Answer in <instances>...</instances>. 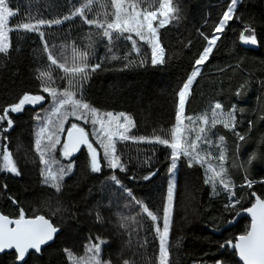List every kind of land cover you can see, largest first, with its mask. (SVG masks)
<instances>
[{
    "label": "trees",
    "instance_id": "16d2710c",
    "mask_svg": "<svg viewBox=\"0 0 264 264\" xmlns=\"http://www.w3.org/2000/svg\"><path fill=\"white\" fill-rule=\"evenodd\" d=\"M137 2L138 10L147 7L151 11L159 0ZM84 3L86 0H8L9 6L18 11L10 19V25L35 24L40 19L63 22L42 26L43 40L35 32L9 33L12 47L7 55L0 54V115L26 93L44 95L43 109L51 101L42 91V82L47 80V86L61 92L65 89L76 92L77 99L82 92L83 100L99 112H123L130 116L135 127L129 136L169 138L175 125L178 90L206 46L204 36L212 35L230 0H173V6L179 9V20L159 30L165 63L156 66L151 64L150 47L134 34L139 54L131 41L115 39V34L109 46L98 34L101 30L85 25L80 16L63 19ZM113 11L111 0H93L91 11L85 9V15L106 23L111 22ZM246 29H254L257 50L241 46V34H252ZM220 36L211 58L191 86L186 105V115L194 119L208 115L209 125L204 127L213 146L200 145L198 151L205 156L203 166L193 163L189 167L183 156L178 161L168 242L169 264H241L225 246L229 240L235 243L245 234L251 222L243 218L236 226L225 228L255 203L251 193L264 199V0H240L234 19ZM74 48L77 56L88 51L89 65L100 64L94 72L88 70L82 88H78L75 79L69 87L67 78L47 59L51 52L60 62L67 58L66 66H71ZM113 55L118 58L113 59ZM76 63H80L79 59ZM41 72H48L50 79L40 78ZM217 102L222 104L223 112L235 107V131L222 124L210 127L212 109ZM39 110L25 108L18 114L9 113L14 124L4 136L20 175L0 174V214L18 218L22 208L26 218L44 215L60 230L55 243L41 255L31 254L26 264H73V260L86 258L89 254L86 246L97 243V237L106 241L101 245V261L158 264L159 241L153 222L142 213L137 215L140 206L110 176L115 174L120 185L131 190L135 200L147 205L162 227L171 181V150L158 143L118 142V154L126 171L113 173L104 167L98 174L90 171L85 150L57 192L44 183V168L35 149L34 117ZM6 126L5 122L1 127ZM201 126L198 119L192 125L197 130ZM83 127L89 131L88 126ZM235 132L244 135L245 141H238ZM186 134L190 139L195 138L194 132ZM219 136L225 140L220 142ZM217 143L224 145L227 154L225 178L234 186L233 200H240L234 207H225L231 202L218 181L215 187L205 182L211 176L208 164L219 170ZM246 179L253 182L251 188L247 187ZM69 252L73 260L68 257ZM16 256L4 254L0 256V264H18Z\"/></svg>",
    "mask_w": 264,
    "mask_h": 264
},
{
    "label": "snow or ice",
    "instance_id": "6c2138e0",
    "mask_svg": "<svg viewBox=\"0 0 264 264\" xmlns=\"http://www.w3.org/2000/svg\"><path fill=\"white\" fill-rule=\"evenodd\" d=\"M238 0H230V4L227 10L223 12L222 19L215 26L211 36H204L206 46L199 55L198 59L194 61L193 69L188 76L187 80L183 83L182 87L177 93V110L175 116V125L172 127L169 138H162L161 136H155L154 138L147 137H134L129 136L128 133L132 127H135V123L130 116L120 112L113 114L107 112L100 114L99 110L90 106L82 98L77 99L76 92L69 91L68 89L59 91L55 87L47 86V80L42 82V91L47 93L52 101L53 115L59 118V133H64V123L67 121L69 115L76 117L77 120H82L84 124H91V136L89 138V132L85 130L78 123H72L66 133L65 142L61 145L60 135L55 132H50L48 125L52 123L51 118L47 120V124H44L38 128L35 133V149L39 153L40 162L45 166L42 170V177L45 184L54 188L57 192L61 190V182L63 179L70 175L74 168V161L71 159L73 155L79 153L81 146H84L87 150L89 157V167L92 173H101L104 167L112 170L115 173L116 170L126 171V165L122 162L120 155L118 154L117 143L127 141H139L147 143H158L161 146L167 147L170 152V174H174L177 167L178 160L183 156L188 160V165L191 167L193 163L201 164L203 166L205 162V156L201 155V151H198L200 145H206L208 148L213 146V141L207 136L205 127L209 125V117L207 114L199 116L194 119L192 115H186V105L188 98L191 95V86L196 81L197 77L201 75V69L204 64L211 58V55L216 47L217 41L221 39L220 35L223 34L228 22L235 17V10ZM93 0H86V3L82 7H78L70 15L63 19L69 20L75 16H80L83 23L88 26H94L96 29L101 30L98 34L101 38L106 39L109 46L115 39H125L131 41L132 48L139 54V48L137 47V41L133 39V34L150 47L151 50V64L153 66L163 65L165 63V48L160 42L159 30L166 25L171 24L174 20H179V9L173 6V0H159L158 6L155 10H147V7L143 10H138L140 4L137 0H111V5L114 11L111 13V22H101L96 18L89 19L85 15V9L91 11V5ZM18 15V11L13 10L8 0H0V54L7 55L12 47L9 33L28 31L37 33L43 40L44 33L40 31V28L44 25L51 27L53 24L59 25L62 20H44L40 19L35 24L28 23H15L10 25V18ZM252 34H241L240 40L244 44H257V38L254 34V29H246ZM45 51L48 50L47 43L44 42ZM109 51H112L109 47ZM88 51L80 52L77 56V50L73 49L71 66L68 64L67 58L64 62H60L51 52H48L47 59L50 61V65L56 66L62 73L63 78H67L69 87L73 85V80H76L78 88H82V82H86L90 71L94 72L100 68V64L89 65L87 63ZM117 59L115 55L112 57ZM126 58V57H125ZM79 59L80 63L77 64L76 60ZM49 77L48 72H41L40 78ZM50 79V77H49ZM239 95V93H237ZM45 101L44 95H31L24 94L19 99L18 103H14L9 107L3 109V114L0 115V125L6 127H0V136L4 140H7V136H3V133L8 132L13 127V119L9 116V113L18 114L25 110V106L35 107L38 104H42ZM222 104L215 103L212 109L211 126L214 128L217 124H222L224 128L230 131L236 129V112L233 107L228 112L221 111ZM70 109V111H68ZM62 110H64L62 112ZM123 118V122H121ZM37 121L42 118L37 113L34 117ZM200 121L202 125L197 130L192 127L196 124V120ZM188 121L189 124H186ZM195 133V138L190 139L186 133ZM204 134V135H202ZM47 136L48 144L44 147L41 145V141ZM238 141H245V136L239 132H235ZM218 140L223 142L224 136H219ZM94 142L97 146H94ZM57 145H61V156L67 159L69 162L66 165H60L56 171L51 168L52 163L60 164V161L55 160L52 156L55 153ZM98 147L102 149L98 151ZM219 149V170L208 164V171L211 176L205 181L211 183L213 187L218 183L223 187V190L228 193L230 204H226L225 207H234L240 203L239 199L233 200L235 197L234 186L231 184L230 179H226L227 169L225 168V161L227 160V154L224 150L222 143L215 145ZM236 148H239L237 143ZM46 154L48 159L45 158ZM0 159V172H6L19 176L20 172L13 160V154L7 150V145L4 146V152ZM254 158V157H253ZM103 159L104 163H101ZM234 166V165H233ZM148 179V177H145ZM110 180L115 185L120 186L121 190L127 194L131 200L140 206V212L144 214L148 219L153 222V230L158 236L159 248H158V264H169V237L171 231L170 217L174 207L173 200V188H174V175L170 181V186L167 194L166 206L163 209L162 227L160 223H157L158 216L154 214L152 210L141 201L135 200L131 190L124 189L120 185V181L115 174L110 176ZM253 182L246 179V185L248 188L252 187ZM6 187V185H5ZM255 198V203L246 211L251 215V226L245 234L238 237L237 242L232 244L229 240L227 243L238 250L240 259L243 264H264V199L256 195L255 192L251 193ZM15 203V201H13ZM99 219V216L97 217ZM127 219V218H122ZM132 220H135L133 217ZM124 226L123 224L121 225ZM59 228L54 226L50 219L45 218L44 215H36L34 217L26 218L24 210L19 209L18 218H10L8 215L0 214V252L7 249H14L17 256L18 264H26V256L30 250H34L36 253L41 251L43 245L48 244L55 238V235L59 232ZM97 243L86 246V251L91 253L87 258L86 264H111L110 261H101V245L106 241L96 238ZM68 257L73 260L72 254L69 252ZM73 264H83L80 260H73ZM123 264H129L128 260H124Z\"/></svg>",
    "mask_w": 264,
    "mask_h": 264
},
{
    "label": "rangeland",
    "instance_id": "374dc122",
    "mask_svg": "<svg viewBox=\"0 0 264 264\" xmlns=\"http://www.w3.org/2000/svg\"><path fill=\"white\" fill-rule=\"evenodd\" d=\"M239 2H240V0H238V2H237V7H238ZM237 7H236V8H237ZM10 19H11V18H10ZM9 23H10V21H9ZM217 35H220V33H217ZM75 98H76V97H75ZM44 102H46V99H45ZM51 105H52V101H50V103L46 104V106H45L43 109L39 110L38 114L40 115V117H41L42 119H41L40 121H37V120H36V123H35V133L38 131V128H39L40 126H42V125H44V124H47V120H48L49 118H51L52 123H51L50 125H48L49 131H50V132H55V133H57L58 135H60L61 145L65 142V141H64V139H65V135H66V133H67V131H68V129H69V127H70V125H71L72 123H78V124H80L82 127H83V126H85V127L88 126L89 131L86 130V129H85V130L89 132L90 137L93 139V137L91 136L92 125H91V124H84V122H83L82 120H77L76 117L71 116V115L68 116L67 121L64 123V133H63V134L59 133V131H58V129H59V118H62V117H59V118H58L56 115H53V107H52ZM63 111H64V110H62V112H63ZM68 111H70V109H68ZM100 114H103V112H100ZM113 114H114V113H113ZM115 114H117V113H115ZM121 122H123V118H121ZM1 126H2V125H0V127H1ZM132 128H133V127H132ZM132 128H131V130H132ZM130 133H131V131L128 133V135H130ZM4 134H5V133H3V136H4ZM7 142H8L7 140H4L3 137L0 136V154H2V153L4 152V146H5V144L7 145V150L10 151V150H9V145H8ZM47 144H48L47 136L45 135V138L41 141V145H42V147H44V146H46ZM61 145H57V148H56L55 153L52 154V156L54 157L55 160L60 161V164L52 163L51 168H52L53 171H56L60 165H66V164L69 162L67 159L62 158V156H61V151H60ZM94 146H97V145L95 144V142H94ZM86 151H87V150H86ZM98 151L101 152V156H102V149H100V148L98 147ZM37 153H38V152H37ZM38 155H39V153H38ZM39 157H40V156H39ZM45 158H46V159L49 158L47 154H46ZM0 159H2V155H0ZM13 160L15 161L14 156H13ZM76 161H77V160H76ZM76 161H74L75 163H74L73 171H74V169H75ZM178 161H179V160H178ZM15 162H16V161H15ZM41 164H42V163H41ZM42 166H43V168L45 167L43 164H42ZM177 170H178V162H177V167H176V169H175L174 174H171V180H172V175H174V185H175V182H176V173H177ZM73 171H72V173H73ZM4 173H6V172H0V174H4ZM72 173H71V174H72ZM8 174H10V173H8ZM71 174H70V175H71ZM12 175H13V174H12ZM68 176H69V175H68ZM66 177H67V176H66ZM66 177H65V178H66ZM174 193H175V186H174V188H173V199H174ZM171 220H172V214H171V217H170V221H171ZM168 242H169V241H168ZM90 255H91V253H89V254L86 256V258L81 259L80 261H82L83 264H86V262H87V258H88V256H90Z\"/></svg>",
    "mask_w": 264,
    "mask_h": 264
},
{
    "label": "water",
    "instance_id": "95a60500",
    "mask_svg": "<svg viewBox=\"0 0 264 264\" xmlns=\"http://www.w3.org/2000/svg\"><path fill=\"white\" fill-rule=\"evenodd\" d=\"M241 46L244 47V48H247V49H253V50H257V49H258V43H257L256 45H251V44H244L243 42H241ZM43 104H44V103H42V104H38V105H36L35 107H33V106H27V105H26L25 108H30V109H33V110H39V109L42 108ZM89 138H90V135H89ZM65 139H66V135H65ZM65 139H64V141H65ZM85 150H86V148H85L84 146H81V150H80V152H79V153H76L75 155H73V157H72L71 159H72L73 161H76L77 159H79V158L81 157V155L83 154V152H84ZM243 218H247V219H249L250 222H251V215H250L247 211H244V212H241L240 214H238V216H237L232 222H230L229 225H228L225 229H230V228L236 226L237 223H238L241 219H243ZM59 234H60V231L55 235V238H54L52 241H50L48 244L43 245V246L41 247V251H40L39 253H36L34 250H30V251H29V254L26 256V261L28 260V258H29V256H30L31 254L41 255L42 252H43L46 248H48L49 246H51V245H53V244L55 243L56 238L59 236ZM236 242H237V241H236ZM236 242H235V243H236ZM235 243H232V244H235ZM225 248H229L230 251H231V253L236 255L237 260H238L241 264H243V261L240 259L239 254H238V250H237V249H235L234 247H232V246L229 245V244H227V245L225 246ZM10 253H15V254H16V252H15L14 249H7V250H4L3 252H0V256H2V255H4V254H10ZM16 255H17V254H16ZM17 263H18V261H17Z\"/></svg>",
    "mask_w": 264,
    "mask_h": 264
}]
</instances>
